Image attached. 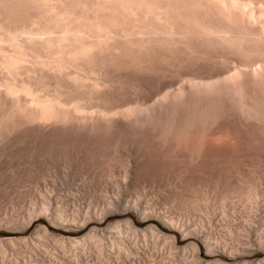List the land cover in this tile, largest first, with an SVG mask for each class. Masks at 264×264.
<instances>
[{
	"label": "bare ground",
	"instance_id": "bare-ground-1",
	"mask_svg": "<svg viewBox=\"0 0 264 264\" xmlns=\"http://www.w3.org/2000/svg\"><path fill=\"white\" fill-rule=\"evenodd\" d=\"M133 92L157 97L150 104L121 100ZM20 130L55 145L86 140L101 145L102 155L104 145L113 146V164L99 163L70 195L46 184L24 219L6 216L2 226L28 228L45 216L83 227L132 211L171 234L156 223L138 231L127 218L50 245L42 226L31 240L0 239V264H156L169 255L163 264H253L236 260L254 254V264H264V193L242 179L234 189L223 180L227 167L264 156V0H0V141ZM119 147L135 154L116 171ZM209 163L227 170L225 177L218 172L224 186L208 177L210 185L192 184ZM258 174L264 178L262 166L249 175ZM157 177L181 184L170 195L136 193ZM87 198L98 207L93 214L84 210ZM167 199L176 205L157 207ZM139 232L165 237L172 248L177 234L196 241L180 249L179 260L139 240ZM216 254L222 257L210 259Z\"/></svg>",
	"mask_w": 264,
	"mask_h": 264
},
{
	"label": "rangeland",
	"instance_id": "rangeland-1",
	"mask_svg": "<svg viewBox=\"0 0 264 264\" xmlns=\"http://www.w3.org/2000/svg\"><path fill=\"white\" fill-rule=\"evenodd\" d=\"M30 65L31 64H29V66ZM30 69H31V67H30ZM32 70L33 69H31L30 72H28V73L30 74L32 72ZM183 78H184V80H183ZM167 79L168 80H174L173 78H171L170 74L168 75ZM180 79H182V81H184V82L186 81V77L185 76H182ZM180 79H179V81H181ZM182 81H181V83H183ZM130 94H131V96H127V95L126 96H121L122 97L121 100L123 102L125 100V102H126V100L128 99L127 102L131 101L134 104H137L140 101L141 102L139 104H142V102L143 103L146 102L145 104H150V102L154 101L153 98L156 99V97H157L156 93H152V94H150V97H145L144 99H142L143 95L141 94V92L139 94H138V92L136 94H134V92H133V94L132 93H130ZM138 99H139V101H138ZM143 100H145V101H143ZM90 102H91V100H90ZM90 102H87V104L91 105L93 100H92L91 103ZM95 102L92 103V104H94L95 107H96L97 105H99V102L97 101L98 104L95 103ZM94 105H92V106H94ZM27 134H29V133H27V132L25 133L24 130H20L19 132H16L13 135L14 137L11 135V138H10V136H8V137L5 138L6 140L3 139L2 142L0 141V160H1L0 161L1 162L0 163V169L2 171V176L0 177V220L3 219L6 216L9 217L10 215H12V216L15 215L14 218H16V219H22V217L24 219L26 217V215H27L28 210L34 209V207H35L34 206V202L39 197V195H38L39 192H41V190L43 192V190L46 189L45 188L46 184H47V187L49 186V189H52L54 186L56 188L59 187L58 189H62L64 191V192H60V193H63L65 195H66V193L67 194L69 193V195H70V192H72V193L74 192L75 193L76 192L75 189H77L79 187V185L83 184L84 182L86 183L87 181L90 182L92 180V176L95 175L96 172H97L95 167L98 168L99 163L101 164V162H106L107 161L106 162V164H107V163H109L111 161L109 158H111L112 156L110 155V157H109V152L111 154L112 151L113 152L115 151V150H113V148L111 149V151L109 149V148H111L113 146H110V147L108 146L107 147V145L102 144V146L103 145L106 146L105 149L102 148V149H104L103 150L104 154L102 155V153L99 152V151H102V150L101 149L97 150L98 149L97 147L99 145L97 146V144H96L94 146L92 144V142H91V143H89L92 146L91 147L89 145H86L89 142V141H87V143L84 142L86 140H84V141L82 140L83 143H86L84 145L83 143L80 144L81 140L78 143L76 140H74L72 138V140H70V141L74 140L77 143L76 142L75 143L74 142L71 143L70 141H68L71 138L68 137L69 138V139L67 138L68 140L62 138L65 141H67V143H68L67 144L66 142H64L60 138L61 141H58L60 139H58V140L56 139L57 143L60 142V144L59 145H57V144L55 145V143L51 144L52 142L48 143V142H50V140L49 141L47 140V143L43 142V140L40 142V140L39 141L36 140L31 135L27 136ZM32 139H34V140H32ZM35 140L38 141V142H36ZM56 140H54V142H56ZM3 141H4V143H3ZM51 141H53V140H51ZM41 143L42 144L45 143V144L41 145ZM62 143H64L63 144L64 146L63 145L61 146ZM90 147L93 148V149L89 150ZM124 147H122V148L119 147V149L121 151L124 149L122 152H119V155L121 153H124V154L120 155V161H118L119 163H117V164L115 163L114 164L115 165L114 168L112 166V168L115 169L116 171L119 170V167H121L122 164L124 165L125 163H127V159L125 161V158H127V155H128L127 153L131 154V152H132L131 155H132V157H134L133 153L135 154V151L133 150V151L129 152L131 150V146H129L130 150L129 149H125V148H128V147H125V148ZM95 149H96V151H93ZM106 149L109 150V151H106ZM114 149H115V147H114ZM125 150H127V151H125ZM89 151H90V153H89ZM91 151L95 153V155H94L95 157L92 156L94 153L92 154ZM97 152L99 153L100 156L96 155ZM106 152H108V153H106ZM89 155H91V157ZM124 155L126 157H123ZM88 156H89L90 159L88 158ZM96 156H97V159L99 157L100 160L102 158L104 159L106 157L105 158L106 160H101L100 161L98 159L100 161L99 162V161H97ZM103 156H105V157H103ZM32 158H33V160H32ZM91 158H93V159H91ZM84 159L87 160V161H85ZM257 159L258 158L250 159V160H248V162L247 161L245 162L246 164H244V163H238L237 165L235 164L236 166L231 167V169L233 168L232 172H234V173L230 174V175L233 174L232 176L227 175L230 172L229 170H231L230 168L228 169V167H227V170H228L227 171V170H225V167L224 168L222 167L225 171L228 172L227 173V172H224V170H222V168L220 167L219 169L221 171L218 169V172L219 171L221 172V173L219 172L220 176L223 173H225V174L227 173L226 174L227 178L224 176L225 174L222 175L223 177H225L224 179L222 178L225 181V184H224L223 180L221 179L222 176L221 177L218 176V172H217L215 166L211 165L210 163L206 164L205 167H204V171H205L204 175L203 176H202V174H197L198 176L195 175V176L198 177V179H201V180L196 179L197 177L194 176L195 180H193V181H197V182H195V183L193 182L192 184L195 185L197 183L196 185H199V184H202L203 182L204 183H208L210 181V183L213 184L212 186H215L216 183H218L219 181H222V182H220V184L222 183L221 184L222 186L226 185L227 184L226 182H228L229 184L231 183V185L229 186L227 184V186L229 188L231 187V188L234 189V187L236 185H238L240 187L241 186L240 184H242L243 181L245 180V181H247L246 184H245L246 187H250V186L256 187L257 190L259 189L258 191H260V193L261 192L264 193V178H261V179H263V180H261L260 179L261 175H259V174L256 175L258 177L257 178L255 176L257 178L256 179L258 181L257 182L255 180L254 175L253 176L249 175V174H251V169L253 170V168H257L258 166L259 167L262 166V169H264V156L259 157L258 160ZM90 160H94V161L96 160L98 163L96 164V163H94V161H90ZM128 160H129V158H128ZM110 163L113 164L112 161ZM120 163H122V164L120 165ZM251 164H252L253 167L251 166ZM95 165H97V166H95ZM1 166H3V167L1 168ZM246 166H248V167H246ZM255 166H257V167H255ZM116 167H118V170L116 169ZM180 167L181 166H178L177 168H180ZM237 167L240 169L241 172L237 171L238 170ZM234 168H237L236 171H235ZM13 171H14V173H13ZM248 171H249V174L248 173L246 174V172H248ZM242 172L245 175L241 174ZM239 173H240V175H242L241 177L239 175H236V174H239ZM205 174H206V176H205ZM210 175L212 177H210ZM246 175H248V176H246ZM65 176H67V177H65ZM214 176L216 178H214ZM263 176L264 175H262V177ZM206 177H208V179H210V180L208 181V179H206ZM249 177H251V178H249ZM212 178H214V179H212ZM230 178H232V179H230ZM146 179L144 181L145 183L142 182V183H140L141 184L140 186L138 185V187H137L138 189L136 190L137 191L136 193L143 192V193L147 194L148 197L149 196H155L156 194L159 195V194H162V193L165 194V195H170L173 191L177 190V188L181 184V181L179 179L175 178V177H171L168 181H166L167 179L165 180V179H162L160 177H159V179H158V177L154 178V179L153 178H149L147 180ZM211 179H212V181H211ZM241 179H242V181H241L242 183H240V181H239ZM214 180L216 181V183L213 182ZM198 181L199 182L202 181V183H199ZM248 181H250V182H248ZM168 182H169V184H168ZM210 183H208V184L210 185ZM53 184H54V186H53ZM55 184H57V185H55ZM50 187H52V188H50ZM68 187H70V188L73 187V188L70 189ZM39 189H41V190H39ZM143 190H145V191H143ZM97 192H98L97 190H96V192H93V195L94 194H97L96 196L100 195ZM136 193H134L136 196H140V194H141L140 197H144V196H142L143 193H140L138 195ZM211 193H209L208 198L210 199L211 204L213 202V204L215 203L217 205V207H218L220 205V204H218L219 203L218 193H216L217 196L214 193H212L213 194V196H212ZM86 200H85L86 204H85L84 210L86 211V209L87 210L89 209L90 210V214H93L95 211H97L98 207H97V205L93 204L92 202L91 203L89 202V200L92 201V199H88L87 198ZM214 200L217 201V202H215ZM89 203H90V205H89ZM215 204L213 206L216 207ZM159 205L157 207H160V208L161 207H165V208H169L170 209L176 204L172 203L171 200L169 201L167 199V201H162L161 205L160 206ZM70 208H72V207H70ZM72 210H73V208H72ZM72 210L70 209V211H72ZM70 211H69V213H71ZM18 217H20V218H18ZM127 218H129V219L134 221L138 231L140 229L144 230L147 226L151 225L152 223L153 224L156 223V225L159 227V229H161L164 233H166L167 235L171 234L170 233L171 231H169L166 227H164L157 220L150 219L148 221H144V220L142 221L139 218V216L137 214H135L134 212H132V211H126V212L121 211V212H118V213L109 214L107 216V218L104 221H102V222L95 221V220L92 219L91 221H88L89 223L87 222L85 224V226L83 225V227L81 225L78 226L80 223L82 224V222H78L79 224L77 223L76 225H75V223L74 224L73 223H69L67 225H61V224H57V222L54 223L53 220H49L45 216L37 217L34 220L33 224L30 227H28V228H23V226L21 227V225L19 227L15 226V227H11V228H6V227H4V226H2L0 224V237H2L0 239L13 237V238H17V239L18 238H20V239L23 238V240L24 239L26 240V239L30 238V240H31L32 239L31 237L36 238L35 237V235H36L35 233H36V231L39 228H42V226H47L48 229H49V233L51 234V237L50 236H48V237H44L43 236V239L47 240V242H49L50 245H53L55 237L56 238L64 237V238H67V239H69V238H73V239H75V238L77 239L78 238V239H80V238L84 237L92 228L96 227L99 230H102V229L104 230L109 225L115 223L116 221H122V220H125ZM124 232H125V230H124ZM140 233L141 232H139V234L137 235L138 237H140L139 240L143 241L144 238H145V239H147L148 244L150 243V247H153L156 244L158 249H162L163 248L164 252L167 251L166 256L169 254L170 251H172V252L174 251V254L177 255L179 260H182V257H183V255H182L183 250H180V249H182L186 244L196 241L195 238H193L191 236H188L187 238L185 237L186 239L185 238L183 239V237L180 234H177L176 235V239L174 241V243H176L174 246L175 247L177 246V247L174 248V246H173V248H174L173 249L172 246H171V241L168 240V239H165V237L162 238V237H158L157 235H155V237H154V235L150 234V232H147L145 234L146 237H142V234H140ZM34 240H36V239H33V241ZM166 240H168V241H166ZM154 242H157V243L152 244ZM167 245H169V246H167ZM171 248H172V250H171ZM169 257H170V255L167 256V259H166V257L165 258L164 257L163 258H159V259L156 258L155 262H157L156 264H163V263H165L164 260L166 262L170 260ZM221 257H222V255L216 254V255H213V257H210V259L214 260L215 258L219 259ZM256 259H258V254L242 255V256H239V258L236 261L237 262L248 261V262H250V263L252 262L254 264V262H256ZM21 263H22V261L19 264H21ZM84 263L85 262H83L82 264H84ZM87 263L89 264L91 262H87ZM24 264H26V263H24Z\"/></svg>",
	"mask_w": 264,
	"mask_h": 264
},
{
	"label": "snow or ice",
	"instance_id": "snow-or-ice-1",
	"mask_svg": "<svg viewBox=\"0 0 264 264\" xmlns=\"http://www.w3.org/2000/svg\"><path fill=\"white\" fill-rule=\"evenodd\" d=\"M0 238H2V237H0Z\"/></svg>",
	"mask_w": 264,
	"mask_h": 264
}]
</instances>
